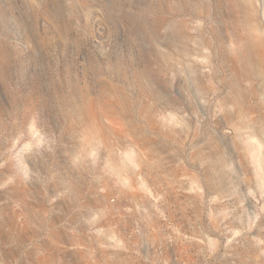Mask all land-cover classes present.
<instances>
[{
    "label": "rangeland",
    "instance_id": "1",
    "mask_svg": "<svg viewBox=\"0 0 264 264\" xmlns=\"http://www.w3.org/2000/svg\"><path fill=\"white\" fill-rule=\"evenodd\" d=\"M0 264H264V0H0Z\"/></svg>",
    "mask_w": 264,
    "mask_h": 264
}]
</instances>
